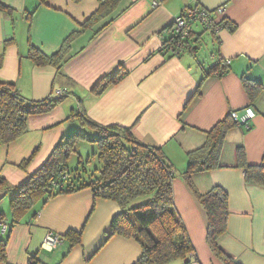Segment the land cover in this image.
Segmentation results:
<instances>
[{"label":"crops","instance_id":"1","mask_svg":"<svg viewBox=\"0 0 264 264\" xmlns=\"http://www.w3.org/2000/svg\"><path fill=\"white\" fill-rule=\"evenodd\" d=\"M0 1L13 8L10 16L0 10V51L4 47L0 80L14 82L24 97L43 98L51 91L55 68L34 65L27 56L28 41L46 53L54 52L96 9L97 0ZM151 1L121 0L108 17L69 42L71 57L63 71L70 78L69 89L78 94L72 91L69 95L73 105L64 102L68 97L48 112L30 115L24 134L0 144V177L12 186L21 183L66 132L81 128L76 119H67L77 103L91 120L130 127L140 142L161 146L181 172L188 163L187 152L204 143L206 131L216 121L230 111L241 113L251 106L255 116L249 127L236 126L226 135L220 155V163L226 166L194 173L192 182L200 192L213 185L227 192L229 213L221 247L242 264H264V187L246 183L244 170L229 166L234 164L239 144L244 146L249 164H264V0H161L156 7ZM194 1L213 11L215 20L225 17L235 25L232 31L221 28L217 32L219 55L224 62L228 60L227 71L219 76L212 73L202 81L203 69L214 64L216 56L210 65L203 63L201 71L192 68L189 58L165 56L160 46L169 32L158 34ZM221 4L224 12L218 14L214 8ZM105 21L109 23L94 35ZM118 64L128 73L94 96L92 84ZM242 76L263 85L251 105ZM63 82L58 79V87ZM199 83L200 92L195 93ZM34 149L26 168H20L19 163ZM174 174L173 208L185 225L198 263L222 264L206 243L202 208L183 176ZM14 193L0 189V223L5 225L4 229L0 225V239L7 237L6 261L0 264H28L30 258L35 264H131L141 253L135 239L109 235L110 220L120 210L113 200L93 199L89 189L59 194L44 205L35 204V217L28 212L9 228V201ZM80 228V243L70 246L63 235ZM49 230L60 241L52 250H45L41 242Z\"/></svg>","mask_w":264,"mask_h":264},{"label":"trees","instance_id":"2","mask_svg":"<svg viewBox=\"0 0 264 264\" xmlns=\"http://www.w3.org/2000/svg\"><path fill=\"white\" fill-rule=\"evenodd\" d=\"M46 1L38 0V3L47 4ZM120 1L97 0L96 9L79 23V29L71 32L52 53H46L28 41V58L37 66L52 65L55 68V78L50 93L40 99L24 97L15 87L14 82L0 80V144L10 143L24 134L27 131V119L30 115L48 112L72 94L69 89L70 78L63 71L64 63L71 57L69 42L85 29L108 17ZM185 8H182L178 15L184 14ZM12 9L8 4L0 1L2 12L10 16L13 13ZM173 20L158 31L160 35L164 30L169 32V35L162 39L160 46L165 56L181 57L184 53L194 55L202 32H208L214 42L211 54L216 56L217 60L207 69H203L201 81L212 73H217L219 76L227 71L228 60L224 62L219 55L218 31L193 23L185 37L181 39L180 32L174 28ZM109 21H105L95 29L93 34L99 32ZM194 25H200L202 30L196 31L193 29ZM218 25H220L218 30L227 28L232 31L235 27L225 17L218 22ZM8 42L10 41L7 40L4 44ZM3 50L4 47L0 51V66ZM196 60L199 63L198 59ZM199 65L202 66L203 61ZM127 73V69L122 64L116 65L92 84L90 92L98 96ZM58 79L65 82L63 87L65 89L63 94L56 95L54 89L58 87ZM242 84L251 105L263 85L248 76H242ZM199 86L200 83L195 93L200 92ZM70 110L67 119H76L83 129L72 131L71 134L62 137L45 161L16 186L9 185L0 177V189L15 191L9 201L11 217L9 228L18 224L28 212H32L31 216L35 217L38 208H34L35 204L41 206L56 195L89 189L93 199L103 198L118 204L120 210L110 220L109 235L118 234L138 242L141 253L131 264H171L176 260L180 261L179 264H192L193 261H197L185 225L173 208L171 182L175 176V168L162 147L140 142L133 136L130 127L119 124L102 125L91 120L81 105ZM236 126L239 125L232 118L231 111L216 121L206 131L204 143L187 152L188 163L182 172L185 183L205 214L206 243L214 257L222 264H242L219 243L221 236L226 232L229 213L227 192L218 185L200 192L192 182V175L226 166L220 163L222 145L228 131ZM78 140L95 143L96 150L90 152L86 159L78 155L77 166L69 169L67 160L73 153L77 155L75 143ZM234 152V164L229 166L242 168L246 183L264 187V164H249L242 144L237 145ZM35 153L36 149L28 157L23 158L19 163L20 168L25 169ZM90 158H95L98 162L92 168H88ZM81 235L82 228L69 229L63 237L72 246L80 243ZM6 241L7 237L0 239V261H6ZM35 263L36 260L33 258L28 261V264Z\"/></svg>","mask_w":264,"mask_h":264},{"label":"built area","instance_id":"3","mask_svg":"<svg viewBox=\"0 0 264 264\" xmlns=\"http://www.w3.org/2000/svg\"><path fill=\"white\" fill-rule=\"evenodd\" d=\"M161 0H152L151 5L152 7H156L159 5ZM214 11H216L218 14H221L224 12V5H219L216 8H214ZM211 10H208L204 7H201L194 1L193 4H190L184 9V14L178 15L174 17L173 23L174 28L177 32H180V38H184L187 34L188 30L190 29V25L193 23H198L202 26L207 27L210 30H216L220 28V25H218L217 20L214 19L212 16ZM63 91L60 89H55V94H61ZM231 116L235 120L236 124L239 126H242L244 128H248L251 120L255 116V111L252 107L246 106L241 113H238L236 111H231ZM2 229L5 228V225L0 223ZM60 237L57 233H55L52 230H49L46 232L42 242L41 246L46 250H52L56 247V245L59 243ZM192 264H199L197 261H193Z\"/></svg>","mask_w":264,"mask_h":264},{"label":"rangeland","instance_id":"4","mask_svg":"<svg viewBox=\"0 0 264 264\" xmlns=\"http://www.w3.org/2000/svg\"><path fill=\"white\" fill-rule=\"evenodd\" d=\"M194 29L196 31H200L202 30L201 29V26L200 25H194L193 26ZM213 44L214 42L212 41V37L211 35L208 33V32H202L201 34V37H200V40H199V45L197 47V51L195 52L194 55H189L187 53H184V55H182V57L184 58H189L190 59V66L192 68H198V70L201 71V65H199V63L201 61H203L204 65H210L214 60V55L211 54V51H212V48H213ZM198 59V62L197 63V60ZM64 84L65 82H63V86L62 87H56L55 89H60L62 90L63 92L61 94L64 93ZM55 89H54V93H55ZM72 91L74 93L77 94V91L76 89H73L72 88ZM59 95V94H58ZM78 95V94H77ZM69 97V96H68ZM68 97H65L64 100H66ZM63 100V101H64ZM73 99H71V97H69L66 101L67 104H72L73 102ZM73 105V104H72ZM77 107L80 105V104H76ZM72 108H75V107H72ZM71 108V109H72ZM69 112L71 113V110H69ZM79 124V123H78ZM83 129L82 127L80 128H76V129H72L71 132H66V135H69L72 133V131H77V130H81ZM84 131V130H83ZM80 142V143H79ZM83 145V148H80V149H77L78 152H77V155L75 153H73L67 160V164L69 166V169H73L77 166V159H78V155L82 156L84 159H86L87 155L91 152L93 153L94 150H96V145L95 143L93 142H90V141H86V140H78L76 143H75V147H78V145ZM90 153V154H91ZM89 154V155H90ZM90 162L88 163V168H92L94 164H98L97 160L95 158H90ZM187 165V164H186ZM85 168L87 169V166L85 165ZM176 169V172L178 174V176H181L182 175V172L180 170V168L178 169V167L175 168ZM210 250V249H209ZM211 251V250H210ZM212 253V251H211ZM213 254V253H212ZM214 255V254H213ZM180 261L176 260V261H173L171 264H179Z\"/></svg>","mask_w":264,"mask_h":264},{"label":"clouds","instance_id":"5","mask_svg":"<svg viewBox=\"0 0 264 264\" xmlns=\"http://www.w3.org/2000/svg\"><path fill=\"white\" fill-rule=\"evenodd\" d=\"M176 16H178V15H176ZM176 16H175V17H176ZM173 19H174V18H173ZM250 107H251V106H250ZM244 108H245V107H244ZM244 108H243V109H244ZM55 233H56V232H55ZM45 250H46V249H45Z\"/></svg>","mask_w":264,"mask_h":264}]
</instances>
